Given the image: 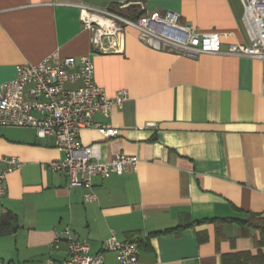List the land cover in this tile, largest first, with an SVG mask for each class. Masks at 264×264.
<instances>
[{
    "label": "crops",
    "instance_id": "0c3cea01",
    "mask_svg": "<svg viewBox=\"0 0 264 264\" xmlns=\"http://www.w3.org/2000/svg\"><path fill=\"white\" fill-rule=\"evenodd\" d=\"M130 19L167 10L199 32L226 33L228 43L250 44L240 0H0V83L19 63L89 55L95 81L109 96L125 89L121 106L95 120L119 129L104 137L93 127L82 144L100 143L101 160L135 155L136 168L93 177L96 199L68 186L47 164L61 159L55 136L32 126H0L1 158L22 165L5 175L0 198V261L40 264L68 256L64 226L102 254L110 235L135 239L140 264H264V59L228 53L187 55L149 46L128 27L119 52H94L80 6ZM79 81L67 83L68 87Z\"/></svg>",
    "mask_w": 264,
    "mask_h": 264
},
{
    "label": "built area",
    "instance_id": "2783aa9c",
    "mask_svg": "<svg viewBox=\"0 0 264 264\" xmlns=\"http://www.w3.org/2000/svg\"><path fill=\"white\" fill-rule=\"evenodd\" d=\"M243 5L242 21L250 37V44L230 42L222 49L226 33L199 32L191 24L179 22V14L167 10L152 11L137 19H130L116 12L92 6H80V19L90 33L94 52H119L128 27L138 31L139 39L151 47L182 52L187 55L200 53H228L264 59V0H240ZM61 57L57 52L37 63H19L15 77L0 83V126H32L37 134L55 136L56 147L63 157L48 162L52 172H63L68 186L85 188L83 200L96 199L93 177L123 174L136 168L139 158L119 153L109 161L101 160L100 143L82 144L78 132L83 127H93L104 137L119 134V129L95 120L98 113L108 114L113 105L121 106L127 97L125 89L109 96L95 81V65L89 55ZM79 81L68 87L67 83ZM264 91V81L262 83ZM0 198L6 192L5 175L22 165L19 157L1 158ZM67 246L68 256L63 261L48 257L40 264H109L102 254H90L88 245L79 240L69 226H64L52 240L50 251L61 243ZM104 251L114 253L110 264H140L138 241L120 240L108 236L102 244ZM0 264H3L0 261Z\"/></svg>",
    "mask_w": 264,
    "mask_h": 264
}]
</instances>
